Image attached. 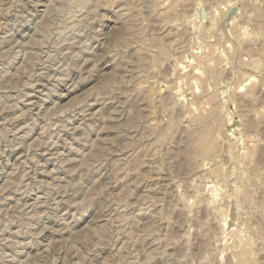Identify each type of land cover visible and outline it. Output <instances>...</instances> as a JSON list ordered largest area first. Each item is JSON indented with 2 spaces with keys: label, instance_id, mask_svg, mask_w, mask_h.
<instances>
[{
  "label": "clouds",
  "instance_id": "9594fccd",
  "mask_svg": "<svg viewBox=\"0 0 264 264\" xmlns=\"http://www.w3.org/2000/svg\"><path fill=\"white\" fill-rule=\"evenodd\" d=\"M0 264H264V0H0Z\"/></svg>",
  "mask_w": 264,
  "mask_h": 264
}]
</instances>
